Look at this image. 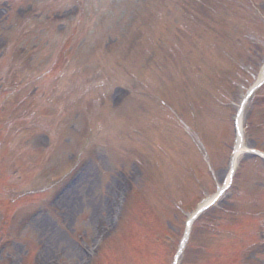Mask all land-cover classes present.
I'll return each instance as SVG.
<instances>
[{"label":"rangeland","instance_id":"1","mask_svg":"<svg viewBox=\"0 0 264 264\" xmlns=\"http://www.w3.org/2000/svg\"><path fill=\"white\" fill-rule=\"evenodd\" d=\"M89 4L91 38L52 80ZM0 57V264H172L188 215L225 182L234 110L262 74L264 0H0ZM261 106L246 107L245 142L264 153ZM253 157L182 264H264Z\"/></svg>","mask_w":264,"mask_h":264},{"label":"bare ground","instance_id":"2","mask_svg":"<svg viewBox=\"0 0 264 264\" xmlns=\"http://www.w3.org/2000/svg\"><path fill=\"white\" fill-rule=\"evenodd\" d=\"M242 125H243V118L242 116L239 117L238 119V130H239V134H238V145H237V150H236V153L237 155H240V153L242 152V150L244 149V145H243V136H242Z\"/></svg>","mask_w":264,"mask_h":264}]
</instances>
